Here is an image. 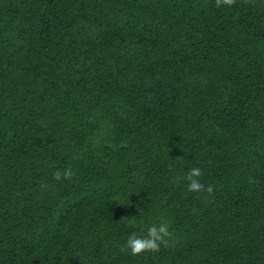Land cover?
<instances>
[{
	"label": "trees",
	"instance_id": "obj_1",
	"mask_svg": "<svg viewBox=\"0 0 264 264\" xmlns=\"http://www.w3.org/2000/svg\"><path fill=\"white\" fill-rule=\"evenodd\" d=\"M0 264H264V0H0Z\"/></svg>",
	"mask_w": 264,
	"mask_h": 264
},
{
	"label": "clouds",
	"instance_id": "obj_2",
	"mask_svg": "<svg viewBox=\"0 0 264 264\" xmlns=\"http://www.w3.org/2000/svg\"><path fill=\"white\" fill-rule=\"evenodd\" d=\"M221 2L227 4L230 3V0H217V5L219 6ZM70 175L71 172L69 170H65L63 175L60 171H57L53 174V177L55 180H61L62 178H68ZM201 175V169L198 167L191 168L188 171L186 175V179L188 181V191L201 192L205 190V185L201 183L199 179ZM207 190L211 191L212 189L209 187ZM170 236L171 231L168 222L158 221L147 226L142 234H129L122 245V250L130 252L132 255H142L147 252H158L161 246L168 243Z\"/></svg>",
	"mask_w": 264,
	"mask_h": 264
}]
</instances>
